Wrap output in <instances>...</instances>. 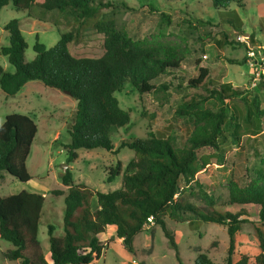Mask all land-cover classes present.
Returning <instances> with one entry per match:
<instances>
[{
    "label": "trees",
    "instance_id": "1",
    "mask_svg": "<svg viewBox=\"0 0 264 264\" xmlns=\"http://www.w3.org/2000/svg\"><path fill=\"white\" fill-rule=\"evenodd\" d=\"M117 3L127 7V2L122 0H0V16L5 7L13 5L17 11L40 8L69 13L76 22L52 48H47L37 36L36 57L31 62L26 60L28 46L19 21L13 20L7 25L10 45L2 48L1 53L15 67V73L7 72L0 65V88L6 96L15 97L27 83L39 81L49 88L69 93L78 102L69 129L71 143L66 146L67 165L79 158L81 149L101 148L118 153L128 148L135 153L122 177V188L112 193L75 185L71 170L65 171L62 183L67 190L52 192L56 197H65V212L62 236L56 235V226H48L51 261L39 241L45 196L29 191L0 196V238L13 246L3 253L4 260L20 264H93L104 254L100 236L108 228H113L126 248L132 250L135 238L153 224L163 230L169 247L183 264L172 221L188 223L193 231L204 223L227 227L230 245L225 263H216L208 254L201 253L195 264H249L247 255H241L237 262L233 260L236 235L242 225L249 222L244 218L249 217L248 211L244 208L236 213L217 210L214 191L197 181V175L211 164H225V156L219 153L220 142L226 129L232 126L226 103L237 95L230 84L209 89L210 72L203 67L199 68L197 78L188 81V87L199 98L184 103L180 109V116L187 117L193 124L192 134L183 146L174 139L153 136L125 140L115 150L112 133L131 123V114L122 109L116 93L127 82L142 96L166 93L175 86L167 82L168 77L181 71L185 62L177 49L141 40L120 29L113 16L104 12V9L117 7ZM242 3L243 0H212L216 10H228L233 4L242 6ZM162 15L172 23L169 16ZM219 26L228 44L237 41L236 37L231 38L234 31L243 29L239 19H229ZM87 29L104 37V54L99 58L80 57L71 52V45L81 43ZM211 99L220 104L216 112L202 107ZM259 106L258 99L252 100L248 111V119L256 123L254 136L261 133L264 123V111ZM37 134L38 126L29 116L14 113L6 117L0 127V180L3 173L24 184L32 180L27 160ZM204 148L215 151L201 155L199 151ZM259 160L246 168L245 185L230 180L228 204L260 208L258 222L252 226L261 250L256 262L264 264V159L259 157ZM121 172L119 162L111 170L108 182H113ZM193 197L202 201L204 207L192 203ZM93 198L97 199L96 210L92 208Z\"/></svg>",
    "mask_w": 264,
    "mask_h": 264
},
{
    "label": "rangeland",
    "instance_id": "2",
    "mask_svg": "<svg viewBox=\"0 0 264 264\" xmlns=\"http://www.w3.org/2000/svg\"><path fill=\"white\" fill-rule=\"evenodd\" d=\"M107 2L114 0H105ZM127 7L118 4L115 8L104 9L133 37L147 40L156 45L173 47L185 58L184 68L168 77L174 83L166 93L142 96L127 82L116 93L122 109L131 114V123L112 133L111 139L117 150L121 143L129 139H148L150 137L174 139L180 146L186 144L193 131V124L187 117L180 116L183 104L198 100L199 95L188 87V81L200 75L199 68L210 72L209 89L230 84L237 95L227 101L231 117V127L226 129L220 142V154L225 156V164H211L197 175V181L214 191L216 209L236 213L246 209L248 223L242 225L236 235V249L233 260L247 255L249 264H257L256 257L261 250L253 230L258 222V206H230L228 204L229 182L235 180L246 184V168L256 164L259 157L264 159V123L259 135L254 136L256 123L248 119L252 100H259V108L264 111V65L256 67L249 52L255 51L257 58L264 63V0H243L242 6L231 5L228 10H216L212 0H122ZM169 16L168 23L163 15ZM225 19V20H224ZM229 19H239L243 23L240 32L233 33V44L226 42L225 32L219 26ZM17 20L27 43L26 60L35 59L34 46L39 36L47 48L55 46L62 34L70 32L76 24L69 13L47 12L40 8L30 11H17L13 5L5 7L0 16V65L9 73L15 67L1 53L10 45L7 25ZM244 37V41L239 40ZM71 52L80 57L99 58L104 54V37L92 29L84 32L81 43H73ZM200 62L198 65L197 62ZM28 84V83H27ZM26 84V85H27ZM27 94L8 97L0 88V125L12 113H27L38 126L32 151L27 160V168L32 180L24 184L13 176L3 173L0 180V196L7 197L22 191L41 193L45 196V206L39 228V241L49 261L48 226L57 228L56 235L62 236L65 197H56L54 190L66 191L62 177L66 170L73 173L75 185H85L97 192L112 193L122 188V177L127 165L135 158L134 151L125 148L118 153L105 149L78 151L79 158L69 168L67 148L71 143L69 129L73 124L78 102L69 95L45 86L42 82L31 81ZM203 92L208 93L204 90ZM32 101V102H30ZM220 104L211 99L202 107L216 112ZM264 116V115H263ZM264 119V118H263ZM212 148L199 151L201 155L214 152ZM122 163V172L113 182H108L110 172ZM194 185V184H193ZM198 192V188H196ZM192 203L204 207L202 201L193 197ZM93 210L98 209L97 199H92ZM176 230L183 264H195L201 253H206L216 263H225L228 257L230 239L226 226L204 223L193 231L188 223L170 221ZM264 230V227H263ZM104 254L93 264H180L175 251L169 247L163 230L153 224L139 234L132 250H128L113 228H108L100 236ZM13 248L12 244L0 238V264H20L9 262L3 253Z\"/></svg>",
    "mask_w": 264,
    "mask_h": 264
},
{
    "label": "built area",
    "instance_id": "3",
    "mask_svg": "<svg viewBox=\"0 0 264 264\" xmlns=\"http://www.w3.org/2000/svg\"><path fill=\"white\" fill-rule=\"evenodd\" d=\"M239 40H241L242 42L245 40L244 37L242 36H239ZM249 55L250 57L254 60V65L256 67H262L264 65L263 62H261L258 58H257V55H256V52L253 50L251 52H249ZM263 61H264V58H263Z\"/></svg>",
    "mask_w": 264,
    "mask_h": 264
},
{
    "label": "crops",
    "instance_id": "4",
    "mask_svg": "<svg viewBox=\"0 0 264 264\" xmlns=\"http://www.w3.org/2000/svg\"><path fill=\"white\" fill-rule=\"evenodd\" d=\"M30 87V85H29V83L17 94V97L18 96H21V95H24V93L25 94H27L28 95V97L27 98H29V95H31V92H29V94H28V91H27V89ZM30 99V98H29ZM31 100V99H30ZM30 102H32V101H30ZM15 113H17V112H15ZM12 114H14V113H12ZM20 114H23V113H20ZM11 115V114H10ZM24 115H27V113H25ZM8 116V115H7ZM4 122H5V120H4ZM3 122V123H4ZM3 123H1V125H0V127L3 125ZM98 204V203H97Z\"/></svg>",
    "mask_w": 264,
    "mask_h": 264
},
{
    "label": "water",
    "instance_id": "5",
    "mask_svg": "<svg viewBox=\"0 0 264 264\" xmlns=\"http://www.w3.org/2000/svg\"><path fill=\"white\" fill-rule=\"evenodd\" d=\"M65 94L69 95V93H67V92ZM64 167L65 168H69L67 164Z\"/></svg>",
    "mask_w": 264,
    "mask_h": 264
}]
</instances>
